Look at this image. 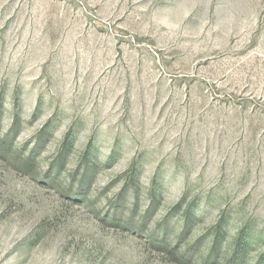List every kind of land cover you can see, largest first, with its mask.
<instances>
[{"label":"rangeland","instance_id":"obj_1","mask_svg":"<svg viewBox=\"0 0 264 264\" xmlns=\"http://www.w3.org/2000/svg\"><path fill=\"white\" fill-rule=\"evenodd\" d=\"M216 230L264 264V0H0V264H202Z\"/></svg>","mask_w":264,"mask_h":264},{"label":"trees","instance_id":"obj_2","mask_svg":"<svg viewBox=\"0 0 264 264\" xmlns=\"http://www.w3.org/2000/svg\"><path fill=\"white\" fill-rule=\"evenodd\" d=\"M186 232V223L183 222L181 224V230L179 233L180 237ZM220 235L221 233L219 230L214 231L210 236L207 238L208 248L206 252L202 255L203 262L202 264H210V259L213 255L218 254L219 252V243H220ZM241 240L236 241L234 245H231L228 249L227 254H223L221 259H224L223 264H237L236 258L240 253H245L249 249V240L246 242H240ZM190 250V249H189ZM254 264H261V261H256Z\"/></svg>","mask_w":264,"mask_h":264}]
</instances>
